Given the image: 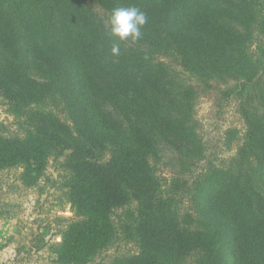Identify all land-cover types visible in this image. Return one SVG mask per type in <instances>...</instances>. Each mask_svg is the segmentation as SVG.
Here are the masks:
<instances>
[{
	"label": "trees",
	"instance_id": "1",
	"mask_svg": "<svg viewBox=\"0 0 264 264\" xmlns=\"http://www.w3.org/2000/svg\"><path fill=\"white\" fill-rule=\"evenodd\" d=\"M111 11L135 6L147 16L142 38L110 36L86 0H0V95L27 110V133L0 137V168L23 164L34 180L47 156L66 154L73 218L57 261L86 264L117 234L113 216L138 251L115 264H264V0H92ZM221 2V4L219 3ZM201 78H232L262 109L241 104L247 124L234 167L208 169L179 216L150 161L152 134L193 145V86L177 92L161 53ZM68 108L72 128L44 99ZM253 101V100H252ZM108 150L109 155H105ZM163 187V188H162Z\"/></svg>",
	"mask_w": 264,
	"mask_h": 264
},
{
	"label": "rangeland",
	"instance_id": "2",
	"mask_svg": "<svg viewBox=\"0 0 264 264\" xmlns=\"http://www.w3.org/2000/svg\"><path fill=\"white\" fill-rule=\"evenodd\" d=\"M86 1L104 26L109 27V11L92 0ZM258 41L264 43V38L255 32L249 48L253 50ZM180 59L179 54L167 52L155 61L164 63L172 81L169 88L174 92L186 86L194 87L196 94L191 102L189 123L195 142L180 146L152 134L158 157H150L154 173L160 184L166 186V196L173 197L179 216L191 205L193 189L208 169L235 166L247 131L241 104L245 103L252 112L262 113L252 95L239 92L235 79L201 78L185 69ZM260 87L264 89V77ZM33 109H51L72 128L64 102L54 104L47 98ZM26 121H30L27 110L16 112L0 95V137H23L28 130ZM67 153L47 156L43 168L33 172V181L27 179L23 164L0 168V264H63L57 261L55 248L62 240V231L76 218L67 199L68 171L64 167ZM122 210L113 216L116 236L86 264L124 262L138 251L124 230L128 216ZM184 264H199V261L196 255H190Z\"/></svg>",
	"mask_w": 264,
	"mask_h": 264
},
{
	"label": "clouds",
	"instance_id": "3",
	"mask_svg": "<svg viewBox=\"0 0 264 264\" xmlns=\"http://www.w3.org/2000/svg\"><path fill=\"white\" fill-rule=\"evenodd\" d=\"M146 14L138 7H117L111 11L109 17V35L116 40L111 47V53L120 54L121 41L136 42L142 38V28L147 23Z\"/></svg>",
	"mask_w": 264,
	"mask_h": 264
}]
</instances>
